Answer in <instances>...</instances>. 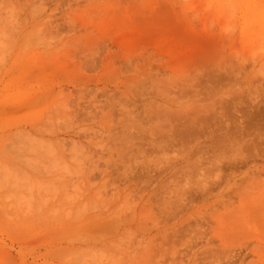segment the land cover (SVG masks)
Instances as JSON below:
<instances>
[{
	"label": "rangeland",
	"instance_id": "rangeland-1",
	"mask_svg": "<svg viewBox=\"0 0 264 264\" xmlns=\"http://www.w3.org/2000/svg\"><path fill=\"white\" fill-rule=\"evenodd\" d=\"M0 264H264V0H0Z\"/></svg>",
	"mask_w": 264,
	"mask_h": 264
}]
</instances>
